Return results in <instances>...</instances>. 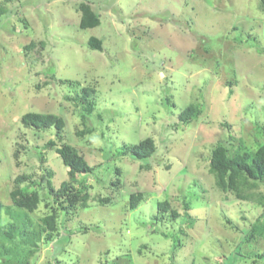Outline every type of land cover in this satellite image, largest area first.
<instances>
[{
    "label": "rangeland",
    "instance_id": "374dc122",
    "mask_svg": "<svg viewBox=\"0 0 264 264\" xmlns=\"http://www.w3.org/2000/svg\"><path fill=\"white\" fill-rule=\"evenodd\" d=\"M80 3L99 14L97 26H79ZM0 8V227L12 221L17 175L42 196L28 211L41 237L11 264H264L263 207L220 190L209 171L217 143L252 152L264 141L261 0H0ZM189 103L201 112L185 123L178 114ZM28 111L55 113L64 128L26 127ZM145 137L155 151L137 159L129 147ZM64 143L92 167L75 183L87 197L74 205L47 195L69 180L56 151ZM131 193L142 196L133 208ZM52 212L57 230L47 240ZM253 225L262 234L249 239ZM12 242L21 249V237Z\"/></svg>",
    "mask_w": 264,
    "mask_h": 264
},
{
    "label": "trees",
    "instance_id": "16d2710c",
    "mask_svg": "<svg viewBox=\"0 0 264 264\" xmlns=\"http://www.w3.org/2000/svg\"><path fill=\"white\" fill-rule=\"evenodd\" d=\"M261 4L264 11V0H261ZM78 9L81 12L79 19L81 28L94 27L99 24V14L91 9L88 4L80 3ZM3 11L4 9L0 8V13ZM88 46L100 50L101 41L96 37H91ZM84 90L88 93L92 92L90 88H84ZM200 112V105L189 103L179 112L178 117L181 121L188 123L196 118ZM21 122L24 126L34 129L55 127L61 130L65 125L62 117L51 112L28 111L22 114ZM239 147L230 152L228 145L222 142L217 143L211 151L209 171L213 175L215 185L220 190L233 191L236 198L252 200L264 209V191L256 193L252 190L258 184L264 183V141L252 152L241 151ZM56 151L63 164L68 168L69 180L62 181L58 188L49 186L47 195H52L54 200L59 201V203L67 202L74 205L79 199L87 197L86 193H81L80 189L75 188V183H80L81 181L78 180L79 175H87L92 167L82 155L67 143L56 147ZM129 151L137 159L148 158L154 153L155 144L152 138L145 137L138 143L132 144ZM26 178L28 177L23 174L17 175L9 192L15 207H6V212L12 218V221L5 227H0V264H11L13 260L21 262V256L27 258V255L32 252L31 243H35V240L38 241L42 234L38 225L33 224L29 227L31 219L28 211L36 209L42 196L38 189H28L22 185ZM141 197V193H131L129 206L131 208L135 207ZM158 206L164 209L168 207L166 202H160ZM172 213L176 215L174 210H172ZM43 221L47 228L45 237L47 240H51L53 233L57 230L55 213L45 215ZM255 233L262 234V231L257 230L253 225L248 238H252V234ZM18 236L22 238L21 249H18L19 247L12 242ZM54 246L57 250L63 247L61 241H57Z\"/></svg>",
    "mask_w": 264,
    "mask_h": 264
}]
</instances>
